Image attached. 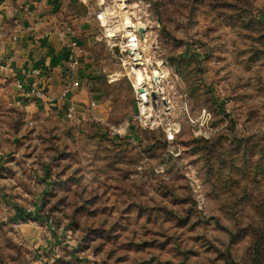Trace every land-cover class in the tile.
<instances>
[{
    "label": "rangeland",
    "instance_id": "1",
    "mask_svg": "<svg viewBox=\"0 0 264 264\" xmlns=\"http://www.w3.org/2000/svg\"><path fill=\"white\" fill-rule=\"evenodd\" d=\"M105 1L144 26L145 64L100 0L76 6L75 116L0 73V264H264V0Z\"/></svg>",
    "mask_w": 264,
    "mask_h": 264
},
{
    "label": "crops",
    "instance_id": "2",
    "mask_svg": "<svg viewBox=\"0 0 264 264\" xmlns=\"http://www.w3.org/2000/svg\"><path fill=\"white\" fill-rule=\"evenodd\" d=\"M78 1L81 5L77 4ZM86 2L87 0H0V63L9 65L18 74L23 70L43 68L51 80L49 97L59 98L66 85L75 80L72 78L68 81L65 77L70 76L67 66L68 44L76 40L85 52L87 50L80 40L87 20L79 18L77 11L75 12L76 6L80 11L84 9ZM88 9L91 10V7ZM0 73L8 78L4 72ZM77 89H72L70 95L75 103L77 92L74 94V91ZM19 103L33 112L51 110L46 102L39 107L25 100H19ZM63 104L64 102L61 106Z\"/></svg>",
    "mask_w": 264,
    "mask_h": 264
},
{
    "label": "built area",
    "instance_id": "3",
    "mask_svg": "<svg viewBox=\"0 0 264 264\" xmlns=\"http://www.w3.org/2000/svg\"><path fill=\"white\" fill-rule=\"evenodd\" d=\"M121 3L123 7L122 10L126 9L125 1ZM100 6L104 10H100V13L98 14V21L100 23V26L105 30L106 37L108 36L109 38L113 39L116 37V35L124 33L126 43L123 47L120 48V54H127L128 58L130 59V61H132V64L135 67L141 66L140 58L142 59L143 57L144 59V43H146V41L144 39V35L140 34V31L142 30L145 32L144 26L134 23L133 19L131 18L130 21L133 26L129 28V30H131L132 33L130 37H127V28L124 24V20L121 24L122 28H120V25H118V21L120 20L119 14L115 15L116 12L109 13L108 11H106L107 6L105 0H100ZM115 19L118 21H116L114 24H111V22ZM108 27L111 28L112 33L108 30ZM68 49L69 55L67 59V66L69 75L73 78V76H75L82 68L81 65L83 59L85 58L84 56L86 52L76 40H72L68 44ZM133 49H136V51H134ZM0 72H4L7 77L13 81L20 100L29 101L36 105L35 107H39V105L43 102L48 103L50 105L48 106L49 108L55 107L61 110L64 107V112L69 117L75 116L77 113H79L77 103L72 101L70 97L72 89L78 88L79 86V83L77 81L69 82L60 97L52 99L48 95L50 76L43 70V68L23 70L21 74H18L9 65L0 63ZM143 85L144 88H139V86L135 85L134 90L138 96L137 100L140 102V105L147 106L149 104V101L152 100L151 95L153 93L157 94V91L154 90L156 88L154 85H147L146 83H144ZM156 86L158 85L156 84ZM142 90L143 93H141ZM144 93L147 95V100L143 98ZM63 102L64 104L61 106ZM52 104H55L56 106H52ZM94 106L95 104H92V107Z\"/></svg>",
    "mask_w": 264,
    "mask_h": 264
},
{
    "label": "bare ground",
    "instance_id": "4",
    "mask_svg": "<svg viewBox=\"0 0 264 264\" xmlns=\"http://www.w3.org/2000/svg\"><path fill=\"white\" fill-rule=\"evenodd\" d=\"M124 24L126 25V28H127V32H126L127 33V37H130L132 31L129 30V28H131L133 26L132 23H131V21H130V19H128L127 17H125ZM108 30L112 33V30H111L110 27H108ZM133 50L136 51V49H133ZM140 61H141V65H144L145 64V61H144L143 57H142V59L140 58ZM146 61H148V60H146ZM152 74H153V81L157 85H159L161 83V79L163 78V76L160 75L159 73H157L156 71H152ZM147 80H150V78L149 77H145L143 74L136 72V79H135V81H136V84L135 85L136 86H139V88H144V85L143 84L144 83H147L146 82ZM143 95H144L143 98L146 99L147 95L145 93ZM148 108H147V106H143L141 111L148 118H152L151 114H149V112H148Z\"/></svg>",
    "mask_w": 264,
    "mask_h": 264
},
{
    "label": "water",
    "instance_id": "5",
    "mask_svg": "<svg viewBox=\"0 0 264 264\" xmlns=\"http://www.w3.org/2000/svg\"><path fill=\"white\" fill-rule=\"evenodd\" d=\"M142 33H143V31L141 30V31H140V34L142 35ZM141 93H143V90L141 91ZM151 98H152L153 103L155 104V101H156V99H157L156 94L153 93L152 96H151Z\"/></svg>",
    "mask_w": 264,
    "mask_h": 264
},
{
    "label": "trees",
    "instance_id": "6",
    "mask_svg": "<svg viewBox=\"0 0 264 264\" xmlns=\"http://www.w3.org/2000/svg\"><path fill=\"white\" fill-rule=\"evenodd\" d=\"M51 110H57L58 108H55V107H51L50 108ZM59 110V109H58Z\"/></svg>",
    "mask_w": 264,
    "mask_h": 264
}]
</instances>
